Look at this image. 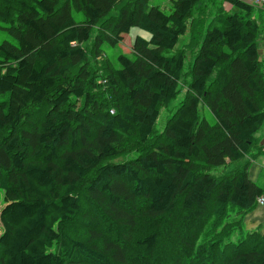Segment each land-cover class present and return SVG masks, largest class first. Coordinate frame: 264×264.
<instances>
[{
    "label": "trees",
    "instance_id": "1",
    "mask_svg": "<svg viewBox=\"0 0 264 264\" xmlns=\"http://www.w3.org/2000/svg\"><path fill=\"white\" fill-rule=\"evenodd\" d=\"M169 2L0 0L16 41L0 43V264H264V237L242 229L264 199L248 173L264 153V16L240 0ZM132 28L149 39L117 68L103 46ZM186 51L184 100L158 133Z\"/></svg>",
    "mask_w": 264,
    "mask_h": 264
},
{
    "label": "rangeland",
    "instance_id": "2",
    "mask_svg": "<svg viewBox=\"0 0 264 264\" xmlns=\"http://www.w3.org/2000/svg\"><path fill=\"white\" fill-rule=\"evenodd\" d=\"M170 0H149V6H158L161 8L166 14H169L170 12ZM226 11L228 13L225 14H231L230 8L226 6ZM113 13H116L113 11ZM261 14V16H264V9L259 8L256 10L255 15L258 16ZM72 16L75 20V22H82L84 20V16L81 12H75L72 11ZM2 27H6L5 25H1ZM205 30V27L203 28V31ZM95 36V30L91 33L90 40L86 43L87 45L92 42L93 38ZM135 36H140L141 38L148 40L149 36L136 28L130 29L129 33L124 36V39L122 42L115 46V47H108L103 46L104 50V56L110 59L112 62L115 63V66L118 68L117 64V57L121 54H124L128 56L129 58H132L131 53V46L132 41L135 38ZM3 41H8L12 44H16V41L12 39L5 30L0 29V43ZM189 41V35L186 33L185 35H182L179 37L178 43L175 46V49L172 51H169L165 53L166 56H171L174 54L177 50H180L182 46L186 45ZM257 49L259 53V57L262 60L263 58V44H262V35H259L257 40ZM193 52L186 51V57L184 61V68L183 73L185 74L184 77L181 79L180 86H179V93L176 95V97L169 102V104L162 108L159 113V117L156 122V131L158 133H161L164 129V126L166 124V121L176 112L177 108L181 104V102L184 100L185 94H186V88L185 85L189 83L190 76H189V70H190V64L193 60ZM199 117L202 119H205L210 124H214L216 119L215 117L205 108H201L199 106ZM261 139V144L264 143V126L260 130V132L257 135ZM136 154H129L120 158H117L113 160V163H122L125 161L132 160L136 157ZM244 162H237L228 164L226 166H220L215 167L209 170V173L214 176H222L224 174H228L232 172L236 167L242 165ZM249 178L252 182H254L260 189L264 190V153L257 156L254 160L251 161L250 168L248 170ZM4 206V194L3 191L0 190V210ZM242 229H243V236L244 235H250V234H261L264 237V204L259 205L257 204L256 208L247 213V215L243 218L242 223ZM0 234H1V226H0ZM238 237L234 238V241L237 240Z\"/></svg>",
    "mask_w": 264,
    "mask_h": 264
},
{
    "label": "built area",
    "instance_id": "3",
    "mask_svg": "<svg viewBox=\"0 0 264 264\" xmlns=\"http://www.w3.org/2000/svg\"><path fill=\"white\" fill-rule=\"evenodd\" d=\"M245 4L257 7V8H263L264 9V0H240ZM257 204L259 205H263L264 204V199L263 198H259L257 200Z\"/></svg>",
    "mask_w": 264,
    "mask_h": 264
},
{
    "label": "clouds",
    "instance_id": "4",
    "mask_svg": "<svg viewBox=\"0 0 264 264\" xmlns=\"http://www.w3.org/2000/svg\"><path fill=\"white\" fill-rule=\"evenodd\" d=\"M257 8V7H256ZM259 9V8H258Z\"/></svg>",
    "mask_w": 264,
    "mask_h": 264
}]
</instances>
